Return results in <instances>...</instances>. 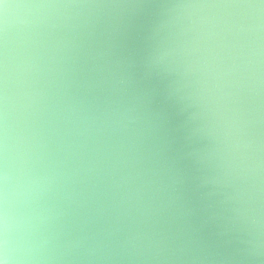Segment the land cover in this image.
<instances>
[{
  "label": "clouds",
  "instance_id": "clouds-1",
  "mask_svg": "<svg viewBox=\"0 0 264 264\" xmlns=\"http://www.w3.org/2000/svg\"><path fill=\"white\" fill-rule=\"evenodd\" d=\"M126 6L140 3L0 0V264H264V0L172 3L141 65L183 81L181 111L213 144L188 157L230 254L199 238L208 220L187 223L183 177L149 165L124 99L135 64L111 58L92 11Z\"/></svg>",
  "mask_w": 264,
  "mask_h": 264
},
{
  "label": "water",
  "instance_id": "water-1",
  "mask_svg": "<svg viewBox=\"0 0 264 264\" xmlns=\"http://www.w3.org/2000/svg\"><path fill=\"white\" fill-rule=\"evenodd\" d=\"M120 3H136L137 0H117ZM179 0H139V7H116L92 10L96 20V34L99 40H106L112 49V59L121 61V69L129 71V63L134 62L131 69L135 83L129 87L124 99L137 101V110L142 120L138 134L142 146L149 156V165L159 171L160 179L167 182L169 178L181 176L183 184L177 186L182 195L178 204H190L197 209L195 216L187 223L199 226L204 220L207 225L198 233L199 238L209 244L213 250L230 254L235 243V233H229L223 239L217 233L227 226L226 214L222 212L219 197H204L195 187L197 178L203 169L195 166L188 154L209 151L213 144L203 133L193 135L192 129L200 125L199 121L189 123L187 112L181 111L179 98L187 89L182 87L183 81L177 83L172 76H153L142 78V61L153 47L155 41L150 39L153 27L162 19L168 6ZM162 36L168 37L166 30ZM169 88L180 89L175 99H169ZM191 111V109H189ZM179 223V222H177Z\"/></svg>",
  "mask_w": 264,
  "mask_h": 264
}]
</instances>
